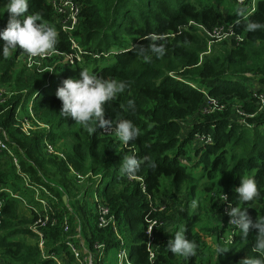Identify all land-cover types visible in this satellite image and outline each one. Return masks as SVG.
I'll use <instances>...</instances> for the list:
<instances>
[{
	"label": "trees",
	"instance_id": "obj_1",
	"mask_svg": "<svg viewBox=\"0 0 264 264\" xmlns=\"http://www.w3.org/2000/svg\"><path fill=\"white\" fill-rule=\"evenodd\" d=\"M75 1L81 7L82 22L74 33L61 29L48 0H28L25 13H39L43 22L56 29L54 50L72 53L70 39L75 41L84 55L73 66H63L57 58L40 69L27 70L19 65L24 55L20 49L3 57L5 42L0 39V85L8 88L0 103V129L19 163L17 169L0 152V187L5 189L0 192V264H56L50 256L62 252L67 261L76 264L64 244L67 235L59 226L64 220L70 230L79 222L89 245L98 241L108 249L116 247L113 232L96 226L93 207L86 201L92 190L114 216L131 261L148 264L144 231L150 207L138 183L121 172L128 156L140 162L132 176L143 178L154 200L175 198L183 190L193 197L201 182L203 193L213 197L217 196L214 191H219V199L226 197L224 206L247 209L253 221L264 217V111L257 110L253 91L246 85L254 76L264 87V0H257L254 13L246 19L245 8L237 5L240 13L231 22H226L213 0ZM6 3L0 0V30L9 19ZM190 21L206 28L234 24L237 33L246 32V40L240 45L218 43L208 53L207 40L195 28H184ZM249 23L261 27L249 30ZM102 53L107 56L94 57ZM84 70L126 85L123 93L105 105L104 116L106 120H130L139 129V135L127 144L134 152L123 148L115 136L102 135V129L89 134L71 117L59 114L62 102L56 91L65 79H79ZM206 96L220 99L224 108L200 115ZM232 101L242 104L248 116L243 122L232 118V106H228ZM30 110L40 126L34 123L35 129L26 135L17 117L31 118ZM187 118L193 122L183 136L182 123ZM196 135L209 137L211 143L195 141ZM45 144L56 154H47ZM192 146L194 156L190 159L187 148ZM76 174L85 181L78 183ZM22 176L48 194L39 188L36 198ZM243 178L256 182L259 196L252 202L238 199L235 189ZM40 200L51 203L58 221L57 227L44 230L42 250L28 229L43 214L39 212ZM186 213L184 210L180 220L185 237L197 245L196 255L185 258L171 253L167 243L174 235H168L159 241L157 264H240L246 257L258 255L252 251L255 229L247 238L233 235L229 243V225L200 227V216ZM156 216L150 214V218ZM225 217L228 220L229 216ZM226 235L227 243L223 241ZM29 237L34 242H28ZM209 237L211 244L205 243ZM217 247L227 251L217 255Z\"/></svg>",
	"mask_w": 264,
	"mask_h": 264
},
{
	"label": "built area",
	"instance_id": "obj_2",
	"mask_svg": "<svg viewBox=\"0 0 264 264\" xmlns=\"http://www.w3.org/2000/svg\"><path fill=\"white\" fill-rule=\"evenodd\" d=\"M49 4L52 6L53 13L56 16V22L61 27V29L65 33H74L77 28L79 27L80 23L82 22V16H81V7L78 2L75 0H50L48 1ZM256 0H236V3L238 6L245 8V13L243 18H247V16L251 15L255 11V5ZM190 27H193L196 29V31L203 37L208 40V43H217L222 42L225 40L233 41L236 45L242 44L246 40V32L243 33H237L235 31L234 24H223L220 26H216L213 28H206L202 24H198L194 21H190L184 28L188 29ZM71 46H72V53H61L57 50L50 51L47 55L43 57H29L26 54L21 55L19 60L22 62L23 66L27 70H31L35 67L38 69L42 68L44 66L45 62L48 61H54V59H57V62L61 63L63 66H73L76 62H80L82 56L84 55L83 51L77 46L75 41L70 39ZM106 57V54H99L95 55V58L100 57ZM253 99L255 100V103L257 105H260L262 107L258 108V111L261 112L264 110V93L262 92H255L252 95ZM5 92L0 91V103H3L5 101ZM220 99L212 98L206 96V102L204 107L201 109L200 115H207L211 114L216 110H222L224 108V105H222ZM240 110L242 111L241 107ZM243 112V111H242ZM244 113V112H243ZM29 114L31 118L23 117L18 118L17 120L19 122V128L21 131L28 135L29 132L33 129L34 123L39 124L37 122L36 117L34 116L33 112L30 110ZM245 114V113H244ZM246 115V114H245ZM245 118H248L246 116ZM102 135L111 136L117 138L114 131H105L102 129L101 132ZM118 139V138H117ZM8 137L5 134L4 131L0 129V152H4L5 156L8 159L12 160V163L14 166H16L17 169H19V163L18 158L14 151L9 147V144L7 143ZM195 141L197 142H204L206 144L211 143V139L209 137L196 135ZM46 152L47 154H56L51 148V146L45 144ZM122 147L134 152L132 148H129L127 144L122 143ZM61 156V155H60ZM182 164L185 166H188L185 161H182ZM24 184L27 189L34 190L36 194V198L38 197L39 191L37 189L41 187H34L30 184L28 178L26 176H22ZM76 178L78 183H83L85 181V178L79 174H76ZM127 178L129 181H136L142 191L143 194H145L146 199L148 201L150 212L145 217V247L147 252V263L148 264H157L156 260L158 257V251L160 249L158 245L157 240V232L161 230L164 225V216L167 214V209L169 202L165 199L162 201H157L152 198L150 194L147 193L146 186L144 183L143 178L141 177H135L132 175L127 174ZM98 185V184H97ZM96 185V187H97ZM43 192L48 194V192L41 188ZM5 191V189H2L0 187V192ZM13 196V195H12ZM14 197V196H13ZM18 198V197H16ZM220 199L224 201L225 197L224 195L220 196ZM42 205H45L44 200L39 201ZM93 207V213L95 215V223L98 229H110L114 237H116L117 245L115 249L117 250L116 253V263L117 264H134L131 259L129 258V252L126 248L125 241L122 239L118 226L116 225V221L114 216L111 215L110 209L100 200L98 196L95 197L94 205ZM229 207L225 206L224 210L226 214L228 213ZM46 211V212H45ZM154 213L157 216L150 218V214ZM232 224V223H230ZM58 225L57 218L55 216V212L51 210H45L43 214L39 215V217L30 225L32 228L30 229L37 237V245L42 250L44 245V230L47 228H55ZM233 225V224H232ZM60 227H63L64 233L67 235V238L64 242L66 248L70 251L72 254L76 264H107V251L109 250L107 245L104 242H93L88 243V245H85L83 242L82 245L85 247V249L81 246V244H77L73 241L74 235H77L78 238L81 235V227L80 225H76L75 228L72 230L73 237L70 236V228L68 226V222L64 220L62 224H59ZM235 228H231L229 236H228V242L230 243L233 240V235H235L236 228L235 225H233ZM88 247V249H86ZM51 259L55 261L56 264H63L62 260L59 255L52 254L50 256ZM65 261V260H64Z\"/></svg>",
	"mask_w": 264,
	"mask_h": 264
},
{
	"label": "clouds",
	"instance_id": "obj_3",
	"mask_svg": "<svg viewBox=\"0 0 264 264\" xmlns=\"http://www.w3.org/2000/svg\"><path fill=\"white\" fill-rule=\"evenodd\" d=\"M4 11L9 14V19L6 28L0 30V39L5 42L3 57L7 58L17 49L32 58L43 57L54 49L58 41L56 29L43 22L39 13L25 15L28 11V0H7ZM247 27L255 30L261 25L249 23ZM125 87L123 82L104 79L86 70L81 71L79 79H65L63 86L56 91V97L62 102L59 114L62 117H71L89 134L95 133L97 128L114 131L119 141L128 144L139 135V129L130 120H106L104 116L105 105L123 93ZM133 106V102L129 101V107ZM139 166L140 162L135 157L128 156L122 163L121 172L132 175ZM235 191L242 203L252 202L259 196L256 182L252 178L241 179L240 186ZM227 214L230 217L229 222L239 229L242 237L247 238L250 230H256L252 251L258 255L246 257L240 264H264V217L253 221L247 209L234 206L229 207ZM167 248L174 255L188 258L196 255L197 245L187 239L184 230L180 229L168 241ZM225 251L227 250L223 247L216 248L217 255Z\"/></svg>",
	"mask_w": 264,
	"mask_h": 264
},
{
	"label": "rangeland",
	"instance_id": "obj_4",
	"mask_svg": "<svg viewBox=\"0 0 264 264\" xmlns=\"http://www.w3.org/2000/svg\"><path fill=\"white\" fill-rule=\"evenodd\" d=\"M212 2L217 4L218 7L220 5L218 3L220 2L221 4H223L225 6V8H227L229 10H233L232 14H234L238 8L235 0H213ZM197 34L200 37H202L198 32H197ZM222 42H227L229 46L232 43V41H230V40H225ZM218 43H221V42L209 44L208 40H207V49H208L207 52L210 53L211 50L216 48ZM125 47H127V46H125ZM45 64H48V63L45 62L44 65ZM19 65L23 66L21 61L19 62ZM254 79H256V77L255 78H254V76L251 77V81H249L250 84H252L251 83L252 81H255ZM0 87H4V89L8 90V88L4 85H0ZM262 90H264V89H262ZM7 95H8V91H7ZM228 106H232V112H231L232 118L234 120L243 122V119L247 115H245L240 110V107L242 106V104L237 103L235 101H232L231 103L228 104ZM255 106L257 107V110L259 107H262L260 105H257L256 103H255ZM190 159H192V158H190ZM200 184H201V182L198 183V187H197V189H195V194L193 197L189 195L188 191L186 192L185 190H183V192L178 194L175 198L172 196L164 198L165 200H167L169 202V205H168L167 214L165 217V225L162 228V230L160 231V237L158 240V245H159V241H160L161 237L164 238L165 236L169 235V238H171L177 230L183 229V222L180 220V216H182L181 214L184 212V210H186L187 216H191L192 214H197V216H200V222H199L200 227L209 228V227L218 226V225H223L226 227L227 225H229V229L235 228L229 222L230 217H227L228 220L225 217V216H228V214H226V212L224 210L225 206H224L223 201H221L218 197L219 191H214L217 193V196L212 195L213 197H210L201 191ZM223 184H224L223 181L219 182V185L223 186ZM97 187H98V185H97ZM97 187L95 186V189H97ZM35 196H36V194H35ZM96 196H98V194L92 190L88 193V195L86 197V201H88L90 203V205L93 206ZM38 197H39V193H38ZM193 205H195V206H193ZM47 207L50 208V205L47 202V200L45 201V205L40 204L41 210H43V208H47ZM69 224H70V221H69ZM30 225L28 227L29 230L32 228ZM70 225H72V224H70ZM197 230H199V227L197 228ZM71 232H72V230L70 231V233ZM201 234L203 236H205V233H201ZM236 234H240L239 229L236 230L235 235ZM70 236L73 237V234L71 233ZM29 238H31V237H29ZM29 238H26L28 240V242H34V239L32 240V238L31 239H29ZM81 241H83V240L81 239ZM223 241L225 243H227V235H226V237L223 238ZM212 242H213V239L211 237L205 238V243L211 244ZM159 247H160V245H159ZM126 248H127V246H126ZM116 253H117V250L115 248L109 249L107 251V254L110 256L109 261H111V264H116V258H115ZM59 257L61 259H63L62 260L63 264H75L73 262H70L69 260L67 261L63 252L59 254Z\"/></svg>",
	"mask_w": 264,
	"mask_h": 264
},
{
	"label": "crops",
	"instance_id": "obj_5",
	"mask_svg": "<svg viewBox=\"0 0 264 264\" xmlns=\"http://www.w3.org/2000/svg\"><path fill=\"white\" fill-rule=\"evenodd\" d=\"M48 1H50V0H48ZM214 3V2H213ZM215 4V3H214ZM218 4H220L219 5V7H218V5L217 4H215V5H217V7L219 8V10L222 12V14H223V16H224V19L226 20V22H231L230 20L231 19H233V18H235L236 17V15H238L240 12H238L237 10H236V12L234 13V14H232L233 13V10H229V9H227V8H225V6L223 5V4H221L220 2L218 3ZM222 5V6H221ZM243 19H246V18H243ZM255 81H252L251 83L252 84H250V82H247L246 83V85L249 83V85H250V88L252 89V91H253V93H255V92H257V91H259L260 92V90H262V89H264V87L263 86H260L259 84H258V78H256V79H254ZM251 81V80H250ZM0 91H4V92H7L8 90H6V89H4V87H0ZM192 122H193V120L191 119V118H187V119H185L184 120V122L182 123V128H181V131H182V135L184 136V135H186L187 134V132L189 131V129H190V127H191V125H192ZM187 155H188V157L189 158H193V156H194V153H193V146L192 147H188L187 148ZM186 161V160H185ZM187 163H188V165L190 166V163H189V161H186ZM191 167V166H190ZM44 201H46V200H44ZM66 201H67V199H66ZM65 201V202H66ZM48 203H49V205H50V208H43V210H41L40 209V211L39 212H44V209L45 210H51V211H53L54 212V208L51 206V203L49 202V201H47ZM41 204V203H40ZM42 205V204H41ZM46 212V211H45ZM73 213V210L71 209V213L70 214H72ZM73 215V214H72ZM72 218L73 219H76V220H78V221H80L81 219L79 218V216H72ZM76 224H80L79 222H76ZM81 239L83 240V241H81ZM73 241L74 242H76L78 245L79 244H81V246L85 249V247L82 245V243L81 242H83L85 245H88V242H86L84 239H83V236H82V233H81V235L79 236V238H78V236L77 235H74V239H73ZM113 248H115V247H113ZM86 249H88V247L86 248ZM110 249H112V248H110ZM107 264H111V261H109L110 260V256L109 255H107ZM115 258H116V256H115ZM117 264V263H116Z\"/></svg>",
	"mask_w": 264,
	"mask_h": 264
},
{
	"label": "water",
	"instance_id": "obj_6",
	"mask_svg": "<svg viewBox=\"0 0 264 264\" xmlns=\"http://www.w3.org/2000/svg\"><path fill=\"white\" fill-rule=\"evenodd\" d=\"M63 201H64V202L66 201V197H65V196H63Z\"/></svg>",
	"mask_w": 264,
	"mask_h": 264
}]
</instances>
